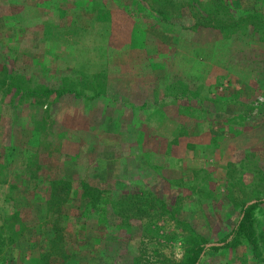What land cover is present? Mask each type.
Listing matches in <instances>:
<instances>
[{"label": "rangeland", "instance_id": "1", "mask_svg": "<svg viewBox=\"0 0 264 264\" xmlns=\"http://www.w3.org/2000/svg\"><path fill=\"white\" fill-rule=\"evenodd\" d=\"M1 18L0 264H180L198 238L195 264H264V203L256 250L235 229L264 198V0Z\"/></svg>", "mask_w": 264, "mask_h": 264}, {"label": "trees", "instance_id": "2", "mask_svg": "<svg viewBox=\"0 0 264 264\" xmlns=\"http://www.w3.org/2000/svg\"><path fill=\"white\" fill-rule=\"evenodd\" d=\"M56 186L55 187H63L62 193L65 190V187L62 185L60 181H55L53 182ZM53 189V188H52ZM259 203H264V198L263 199H257L249 204H242L240 207V215L237 220L235 229L242 231L247 243L251 247V249L254 251L257 249L256 246V239H255V233L253 230V225H252V218L250 216L251 211L253 208L259 204ZM62 238H65V235L63 236V233L60 228L55 229V235L53 239L51 240V245L50 247L54 248V245L56 246L57 242H62ZM198 238L196 241H193L191 246L186 250L185 255L183 257V261L180 264H195L199 260L200 253L203 249V245L201 244V240ZM212 249H215L216 247H211ZM50 254L60 257L62 256L61 253H54V252H48L45 253V255H42V259L44 257L50 256Z\"/></svg>", "mask_w": 264, "mask_h": 264}, {"label": "crops", "instance_id": "3", "mask_svg": "<svg viewBox=\"0 0 264 264\" xmlns=\"http://www.w3.org/2000/svg\"><path fill=\"white\" fill-rule=\"evenodd\" d=\"M7 1L8 0H0V18L7 15Z\"/></svg>", "mask_w": 264, "mask_h": 264}]
</instances>
